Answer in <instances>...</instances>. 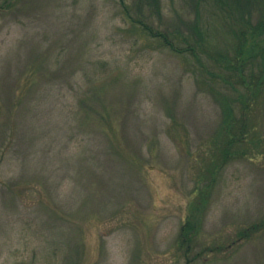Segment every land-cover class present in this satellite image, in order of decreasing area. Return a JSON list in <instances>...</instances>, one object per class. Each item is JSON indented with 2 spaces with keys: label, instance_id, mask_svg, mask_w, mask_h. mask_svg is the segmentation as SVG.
I'll list each match as a JSON object with an SVG mask.
<instances>
[{
  "label": "rangeland",
  "instance_id": "1",
  "mask_svg": "<svg viewBox=\"0 0 264 264\" xmlns=\"http://www.w3.org/2000/svg\"><path fill=\"white\" fill-rule=\"evenodd\" d=\"M138 32L119 0L0 11V264H264V231L238 241L264 222V92L217 170L219 69Z\"/></svg>",
  "mask_w": 264,
  "mask_h": 264
},
{
  "label": "trees",
  "instance_id": "2",
  "mask_svg": "<svg viewBox=\"0 0 264 264\" xmlns=\"http://www.w3.org/2000/svg\"><path fill=\"white\" fill-rule=\"evenodd\" d=\"M23 1L0 0V11L14 10ZM182 2L183 8L188 10V19L182 21L180 17L171 32L153 26L155 18L164 23L162 0H119V5L125 20L137 28L138 33L157 40L174 54L194 60L195 70L209 71L207 63L219 69L217 73L209 72L212 79L206 86L211 92L216 90V94L222 95L220 99L215 96L224 111V124L219 131L224 144L215 163L220 170L231 159L248 154L245 146L254 134L250 114L264 92V0ZM195 227L184 226L182 237L192 238ZM262 231L264 222L252 224L240 232L238 241ZM217 250L219 248L204 249L195 259Z\"/></svg>",
  "mask_w": 264,
  "mask_h": 264
}]
</instances>
